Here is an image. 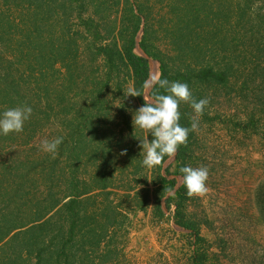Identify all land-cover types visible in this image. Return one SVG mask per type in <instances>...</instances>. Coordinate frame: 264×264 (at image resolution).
I'll return each instance as SVG.
<instances>
[{
    "label": "rangeland",
    "instance_id": "1",
    "mask_svg": "<svg viewBox=\"0 0 264 264\" xmlns=\"http://www.w3.org/2000/svg\"><path fill=\"white\" fill-rule=\"evenodd\" d=\"M102 1L104 6L95 15L101 36L94 43L75 17L78 2L67 6L64 15L50 0H0V111L23 105L33 108L22 133L0 135V216L12 215L18 225L33 223L35 214L48 205L49 190L61 197L74 187L75 191L89 187L105 152L116 204L127 208L124 191L143 182L140 139L147 133L134 128L133 114L141 106L127 95L130 84L121 79V88L116 87L114 75L99 96L100 112L89 114L85 109L96 95L94 83L104 73L102 61L94 60L90 51L111 38L108 24L116 11L114 0ZM224 1L191 0L200 21L192 26L190 44L203 47L204 62L229 63L232 68L228 85L207 94L205 113L218 119L199 120L191 166L209 169L208 191L189 201L188 211L202 223L201 234L211 246L209 264H264V28L257 24L264 14V0H251V9L241 21L238 0H227L231 25L223 22ZM80 2L89 9L98 3ZM180 13L163 1L150 18L155 45L172 57L184 44L174 27ZM224 36L226 44L220 43ZM69 37L76 42L62 66L57 58ZM50 55L58 60L53 68ZM151 66L152 77L158 78L159 64L153 60ZM250 119L254 127L247 131L233 126ZM57 136L64 139L53 158L41 150V142ZM130 145L138 169L126 170V152L121 153ZM176 180L177 188L182 179ZM99 205L98 198L83 208ZM172 215L173 208L163 218L155 217L151 208L133 212L126 237L124 229L116 236L125 256L121 264H189L190 239L173 224ZM13 254L11 249L0 252V264ZM22 259L28 264L25 255Z\"/></svg>",
    "mask_w": 264,
    "mask_h": 264
},
{
    "label": "trees",
    "instance_id": "2",
    "mask_svg": "<svg viewBox=\"0 0 264 264\" xmlns=\"http://www.w3.org/2000/svg\"><path fill=\"white\" fill-rule=\"evenodd\" d=\"M50 1L61 8L65 12L64 15L68 10L67 6L72 7L78 2L75 17L79 25L91 36L94 43L99 40L101 29L95 15L101 12L104 1L99 3L97 0L98 3H92L91 10L80 0ZM163 1L167 2L172 12L176 9L181 12L182 18L174 25L178 39L184 42L177 57L165 54L153 41L155 30L150 18L157 5ZM224 2L221 9L223 22L225 25H231L230 4L227 0ZM251 2L238 0L236 10L239 12L240 21L251 9ZM113 6H116V11L108 24L111 38L105 43L94 45L95 50L90 51L94 55V60L102 61L104 73L101 79L94 83L93 93L96 95L85 108L89 114L100 112L102 103L99 96L109 87L114 75L117 79L116 87L121 88L122 79L125 85L130 84L129 89L139 92V96H133L138 104L142 106L145 103L144 82L149 77V63L146 58L137 54V45L145 55L159 64L158 78L187 82L196 100L207 98L208 91H216L219 87L228 85L232 68L229 63L220 66L204 62L203 47L198 43L189 42L193 33L192 26L200 21L199 10L195 11L191 0H114ZM84 12L88 14L87 17H83ZM72 14L74 15L73 9ZM257 24L264 28V14L260 15ZM226 41L227 38L224 36L220 43L226 44ZM75 42L76 39L70 37L65 41L66 46L57 58L62 62V66L65 56L72 52ZM52 59L50 55L48 58L50 68L58 61ZM67 67L69 68L68 65ZM157 90L163 92V89H158V85L154 84L149 95ZM179 111L180 123L189 128L194 118L208 122L218 119L217 115L209 117L205 110L202 116L197 117L188 103L182 102ZM90 124L94 125L92 122ZM233 126L247 131L254 127V121L250 119L243 125L235 123ZM92 130L94 134L97 132ZM148 139L151 141V135ZM196 143L197 131L190 132L187 144L179 147L175 156L171 158L172 162L166 167L165 163L171 160L167 156L164 157L162 164L155 168L149 169L144 166L146 172L143 182L139 181L138 183H141L136 187L128 185V189L124 191L127 208L115 203L114 197L117 193L111 178L106 174L104 151V163L90 177V186L84 187L85 189L81 191H75L74 187V191L61 197L54 196L49 190L48 205L35 214V220L30 226L18 225L10 214L0 216V252L5 253V249H11L14 253L6 256V259L3 257L1 261L3 264H26L22 259L25 255L28 264H121L125 256L122 252L123 246L119 247L116 242V236L119 230L124 229L123 237H126L128 234L126 224L129 226L130 215L135 211L146 212L151 208L155 217L163 218L165 213L173 208V224L184 230L190 239L189 264H209L211 246L201 234L202 223L188 211L189 201L196 196L187 195L183 174L180 172L181 167L191 166ZM134 152L133 146L130 145L126 151V170L129 167L138 169L132 161ZM177 177L182 179V184L176 188ZM98 198L100 199L98 208L91 210L85 206L83 208L84 204Z\"/></svg>",
    "mask_w": 264,
    "mask_h": 264
},
{
    "label": "clouds",
    "instance_id": "3",
    "mask_svg": "<svg viewBox=\"0 0 264 264\" xmlns=\"http://www.w3.org/2000/svg\"><path fill=\"white\" fill-rule=\"evenodd\" d=\"M158 85V89L145 99V103L133 114L134 128L147 133V137L140 139V147L143 153L142 163L146 168L152 169L162 164L164 157L170 159L175 156L181 145H186L190 132L199 129L200 122L193 119L191 127H185L180 123V104L188 103L193 108L197 117L202 116L205 107L209 104L207 98L196 100L187 82L169 81L167 78L152 77L144 82L145 89H152ZM127 95L139 96V92L129 89ZM33 114V108L29 105L5 108L0 111V135L7 136L13 133H22L25 122ZM152 139L149 141L148 136ZM63 136L53 139H44L41 142V150L50 154L53 158L58 154L59 146L63 143ZM123 150L121 154H124ZM184 185L189 196H203L207 193V180L209 169L206 166L181 167Z\"/></svg>",
    "mask_w": 264,
    "mask_h": 264
},
{
    "label": "water",
    "instance_id": "4",
    "mask_svg": "<svg viewBox=\"0 0 264 264\" xmlns=\"http://www.w3.org/2000/svg\"><path fill=\"white\" fill-rule=\"evenodd\" d=\"M138 51H139V53H140V55L141 56H143L144 58H146L147 60H148V63H149V77H148V80L149 79H151L152 78V75H153V73H152V71H151V62L153 61L152 59H150L147 55H145L142 51H141V49H140V47L137 45V48H136ZM150 90L151 89H145V95H146V97L148 98L149 97V92H150Z\"/></svg>",
    "mask_w": 264,
    "mask_h": 264
},
{
    "label": "bare ground",
    "instance_id": "5",
    "mask_svg": "<svg viewBox=\"0 0 264 264\" xmlns=\"http://www.w3.org/2000/svg\"><path fill=\"white\" fill-rule=\"evenodd\" d=\"M156 68V67H155ZM151 71L153 72L154 71V68L151 67ZM158 71V70H157Z\"/></svg>",
    "mask_w": 264,
    "mask_h": 264
}]
</instances>
